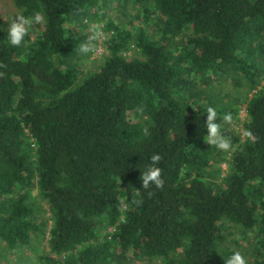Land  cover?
I'll return each instance as SVG.
<instances>
[{"label":"trees","instance_id":"obj_1","mask_svg":"<svg viewBox=\"0 0 264 264\" xmlns=\"http://www.w3.org/2000/svg\"><path fill=\"white\" fill-rule=\"evenodd\" d=\"M4 1L45 18L20 47L0 30L5 251L21 261L46 227L37 189L52 215L40 264H226L230 228L253 246L247 264H264V0H0L6 28ZM128 3L139 33L105 22L108 55L82 73L87 41L72 24ZM132 48L137 57L127 56ZM224 79L247 91L244 139L221 177L223 155L204 122L208 107L222 129L237 113L211 87ZM154 154L163 186L142 188Z\"/></svg>","mask_w":264,"mask_h":264},{"label":"rangeland","instance_id":"obj_2","mask_svg":"<svg viewBox=\"0 0 264 264\" xmlns=\"http://www.w3.org/2000/svg\"><path fill=\"white\" fill-rule=\"evenodd\" d=\"M123 5V2H121ZM137 8V7H136ZM132 3H128L127 8H116L113 4H107L105 9L102 11V14L99 17H93L91 12L85 13L76 18L77 23L72 24L73 29L77 30V32L81 33V35L86 37L87 43L91 42L94 46L93 50L87 53L86 58H82L78 61L77 66L80 67L82 73L94 72L97 70L102 64L105 57L108 55V51L105 47V41L107 35L104 34V23L105 22H113L114 24H118L121 28L129 31L131 34H138V30L141 27L140 18L138 17V9H136ZM3 13L6 15V21L10 20V18L14 15H18L15 8L8 1H4V5L2 6ZM34 27L31 26L30 29L35 32ZM151 28H145L144 32H150ZM95 30H99L102 35L96 40L90 41V37L95 34ZM154 33L152 30L151 34ZM34 34V38H35ZM128 57H137L138 52L136 49L132 48L131 52L127 55ZM197 86L201 87L200 84ZM211 87L220 92V98L222 102L228 107L231 111H237L235 115H233V122L231 125L225 124L222 130H225V135L230 136L231 143L234 144L237 139H244V128L243 123L245 116L243 114L246 107V91L247 88L237 89L234 88L233 83L229 79H224L220 81H215L211 84ZM205 89L206 87H202ZM216 94L217 91H214ZM254 92L248 94V98L250 99ZM223 155V161L217 164V168H220L221 177H226L229 172V159H230V151L220 150ZM34 158V157H33ZM35 182V179L33 180ZM31 196L35 199L36 202L40 204L41 209V220L46 223V227H43L39 231V235L34 236L31 243V249H27L25 252L20 253L22 260L26 258V262L23 263L21 261H16L17 255H12V252L5 251V246L0 244V264H40L38 263L40 258H38L43 252L48 251V234L49 229L52 222V215L48 211V206L45 203L39 201L37 197V189H32L30 191ZM227 235V243L225 244L226 248L230 250L240 251L242 255L245 256L246 260L251 259V252L253 250V246H250L244 240L240 241V233L234 228H230L226 230ZM251 238L250 235H248ZM239 240V241H238ZM238 242V243H237ZM149 264H165L161 260H154Z\"/></svg>","mask_w":264,"mask_h":264},{"label":"clouds","instance_id":"obj_3","mask_svg":"<svg viewBox=\"0 0 264 264\" xmlns=\"http://www.w3.org/2000/svg\"><path fill=\"white\" fill-rule=\"evenodd\" d=\"M7 27L0 25V30L6 31L8 42L13 47L22 46L25 37L28 35V30L35 24H42L45 22L44 15L36 14L32 18H27L23 15H14L10 20L6 21ZM102 35L99 30H95V34L90 37V41L96 40ZM94 48L91 42L83 43L80 45L79 51L83 54H87ZM142 111V110H140ZM207 118L204 122L207 142L214 145L217 149L225 152L230 151L233 148L230 136L225 135V130H222V124L218 122V113L213 107L206 109ZM224 124L231 125L233 122L232 115L226 114L223 116ZM147 134V129L144 130ZM161 157L158 154H154L151 157L152 163L145 168L140 177L142 181V188H148L150 184H154L157 188L163 186V179L161 178V169L155 167L159 163ZM226 264H247L246 258L240 251L233 252L226 260Z\"/></svg>","mask_w":264,"mask_h":264}]
</instances>
